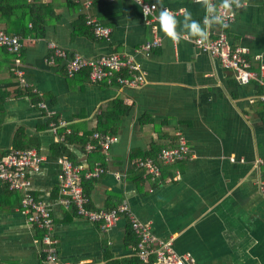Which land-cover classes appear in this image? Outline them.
<instances>
[{
  "label": "crops",
  "instance_id": "1",
  "mask_svg": "<svg viewBox=\"0 0 264 264\" xmlns=\"http://www.w3.org/2000/svg\"><path fill=\"white\" fill-rule=\"evenodd\" d=\"M145 1L155 2L157 13L161 6L182 9L176 14L181 21L183 10L201 24L206 14L197 0ZM83 2L0 0V30L23 40L18 64V56L0 45V159L11 148L34 147L44 156L41 169L28 175L29 188L52 209L60 263L144 264L126 216L102 229L59 202V158L66 155L87 168L106 169L83 181L89 207L128 204L157 237L172 239L174 248L191 253L197 264H264L262 85L240 83L194 40L174 45L158 23L154 28L144 20L138 0H93L88 8ZM87 13L112 28L109 38L95 37ZM218 31L214 25L209 37ZM155 34L161 45L147 53L142 46ZM227 36L232 45L248 49L252 67L264 64V0H248L238 9ZM49 41L70 54L132 57L145 80L93 82L87 69L70 77L64 61L47 60ZM61 120L66 125L53 131L51 124ZM102 129L114 130L107 132L113 141L106 151L91 134ZM89 134L96 148L87 153L82 138ZM182 137L190 157L162 162L160 151ZM140 157H152L162 175L152 180L136 165ZM21 197L22 191L0 181V264H49L43 231L29 221Z\"/></svg>",
  "mask_w": 264,
  "mask_h": 264
},
{
  "label": "built area",
  "instance_id": "2",
  "mask_svg": "<svg viewBox=\"0 0 264 264\" xmlns=\"http://www.w3.org/2000/svg\"><path fill=\"white\" fill-rule=\"evenodd\" d=\"M26 1L32 2L34 0ZM92 2L93 0H84L83 4L88 8ZM138 2L141 4L144 20L155 23L154 28H156L159 15L157 13V4L145 0H138ZM220 2L213 0L216 5H219ZM146 8L148 9L147 13ZM168 9L173 11L175 15L182 12V9ZM237 10L234 8L232 12L228 13L229 19L227 23L229 27L235 20ZM85 20L96 38L107 39L110 37L112 32L110 26L103 24L89 13L86 14ZM229 27L225 29L219 26V31L216 32L215 36L209 37L203 45L197 44L195 40L194 42L201 51L216 57L224 67L231 69L240 83L245 84L251 81L260 83L263 91L258 97L264 106V64H261L259 68L252 67L248 49L241 45H232L229 41L227 36ZM22 41L20 35L0 30V45L18 56L16 57L17 64L20 62L19 56L23 47ZM161 42L160 36L155 34L151 40L142 46V49L148 53L153 48L161 45ZM48 47L51 50L47 58L49 63L64 61L66 73L70 77L75 76L83 69H87L89 78L93 82L112 81L115 78L121 84L136 85L143 83L145 80V75L140 65L132 57L124 54L109 53L96 57H87L79 52L70 54L55 41H49ZM15 73L24 81L21 69L16 68ZM40 105L45 106L44 103H40ZM51 125L53 131H56L60 126H65L66 123L61 120L53 122ZM65 131L68 133L70 129ZM92 139L99 141L104 151L108 149L111 141H113L112 136L102 131H94ZM95 148L96 144L93 141L86 143L87 153L92 152ZM191 154L187 141L182 137L177 145L164 147L159 153V158L164 163H175L189 158ZM43 160L44 156L34 147L24 149L11 148L0 159V181L11 190L22 191L21 206L26 211L29 221L43 231L42 240L45 244V259L49 264H61L58 257L56 239L53 236L54 219L52 209L44 200L38 199L29 188L31 182L28 175L30 172L39 171ZM59 162L61 165L59 202L65 208H73L79 216L99 223L102 229L114 225L121 216H126L137 238L135 245L136 256L144 264H197L191 253L178 252L173 246L172 239L157 237L152 231L150 222L138 219L128 204H121L110 209H96L88 206L89 196L86 194L83 181L84 179H92L103 174L106 169L102 164L87 168L85 163L66 155H62L59 158ZM135 163L138 167L146 169L152 180H156L162 175L161 166L152 157H140ZM260 163H264V160H260ZM177 177H180L179 172H177ZM260 188L264 194V179L260 181Z\"/></svg>",
  "mask_w": 264,
  "mask_h": 264
},
{
  "label": "clouds",
  "instance_id": "3",
  "mask_svg": "<svg viewBox=\"0 0 264 264\" xmlns=\"http://www.w3.org/2000/svg\"><path fill=\"white\" fill-rule=\"evenodd\" d=\"M197 2L203 6L206 13L202 24L194 20L192 13L188 10H183V20L181 21L173 11L163 6L160 7L157 17L159 28L174 45L181 40H195L197 44L203 45L209 38V30L214 25L227 29L229 27L228 13L232 12L234 8H245L248 0H221L219 5L214 4L213 0H197ZM147 11L146 8V13Z\"/></svg>",
  "mask_w": 264,
  "mask_h": 264
},
{
  "label": "trees",
  "instance_id": "4",
  "mask_svg": "<svg viewBox=\"0 0 264 264\" xmlns=\"http://www.w3.org/2000/svg\"><path fill=\"white\" fill-rule=\"evenodd\" d=\"M23 1L26 2V0H23ZM102 130H103L102 132H106V133L109 132V133H111V134L114 132V130H112V131H109L108 129H102ZM93 133H94V132H92L91 134H93ZM91 134L85 136V138H82V139H84V140H83L84 143L87 142V141L89 140ZM72 137H73V134L68 135V136H67V140H68V139L71 140ZM65 144H66V143H65ZM65 144L63 143V145L60 146L62 150H63V149L66 150Z\"/></svg>",
  "mask_w": 264,
  "mask_h": 264
}]
</instances>
